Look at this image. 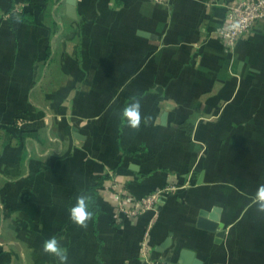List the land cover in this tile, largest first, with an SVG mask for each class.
<instances>
[{"label": "crops", "instance_id": "crops-1", "mask_svg": "<svg viewBox=\"0 0 264 264\" xmlns=\"http://www.w3.org/2000/svg\"><path fill=\"white\" fill-rule=\"evenodd\" d=\"M66 1L0 0V264H61L52 238L66 264H144L154 212L117 220L111 180L176 188L152 259L264 264V21L229 52L216 32L236 0ZM79 196L99 210L86 227Z\"/></svg>", "mask_w": 264, "mask_h": 264}, {"label": "built area", "instance_id": "built-area-1", "mask_svg": "<svg viewBox=\"0 0 264 264\" xmlns=\"http://www.w3.org/2000/svg\"><path fill=\"white\" fill-rule=\"evenodd\" d=\"M149 1L155 5H165L168 0ZM260 21H264V0H236L227 7L225 25L217 30L216 37L227 51L232 52L240 40L253 33ZM107 189L112 192L111 198L114 202L117 220L122 218L136 219L147 212H154V218L149 222L140 245V258L144 264H164L150 257L148 236L160 203L176 188L165 186L140 198L122 190L115 180L109 182Z\"/></svg>", "mask_w": 264, "mask_h": 264}, {"label": "clouds", "instance_id": "clouds-1", "mask_svg": "<svg viewBox=\"0 0 264 264\" xmlns=\"http://www.w3.org/2000/svg\"><path fill=\"white\" fill-rule=\"evenodd\" d=\"M139 108L138 102L129 104L123 109L121 115L129 122L130 127L135 128L139 124ZM257 199L260 201L259 211L264 212V188L258 193ZM90 212L87 209L86 197L79 196L76 204L70 210V219L78 227H86V222L90 218ZM43 251L57 256L61 264H66L67 256L63 249L58 247L55 238L49 239L43 244Z\"/></svg>", "mask_w": 264, "mask_h": 264}, {"label": "water", "instance_id": "water-1", "mask_svg": "<svg viewBox=\"0 0 264 264\" xmlns=\"http://www.w3.org/2000/svg\"><path fill=\"white\" fill-rule=\"evenodd\" d=\"M68 7H69V11H71L72 13H74V6H75V3H76V0H67L66 1ZM202 216V218L200 219L199 221V227L200 228H203V229H206L208 231H211V232H216L217 230V226L214 222L212 221H205L204 220V217L206 218V214L205 213H201L200 214ZM217 238H220L223 236V232H219L217 233Z\"/></svg>", "mask_w": 264, "mask_h": 264}, {"label": "trees", "instance_id": "trees-1", "mask_svg": "<svg viewBox=\"0 0 264 264\" xmlns=\"http://www.w3.org/2000/svg\"><path fill=\"white\" fill-rule=\"evenodd\" d=\"M25 135H26V133H22V136H25ZM88 206H89V205H88ZM88 208H89L90 213H91V215H92L93 217H96V216L98 215L99 210H98L97 207L93 208V207L90 205Z\"/></svg>", "mask_w": 264, "mask_h": 264}]
</instances>
